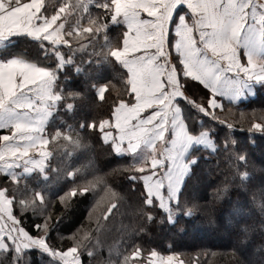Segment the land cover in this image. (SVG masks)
<instances>
[{
    "label": "snow or ice",
    "instance_id": "1",
    "mask_svg": "<svg viewBox=\"0 0 264 264\" xmlns=\"http://www.w3.org/2000/svg\"><path fill=\"white\" fill-rule=\"evenodd\" d=\"M45 6L46 0H0V41L27 35L47 42L46 51L55 60L52 68L20 57L0 60V174L5 177L0 182V264H27L33 249L58 264H83L86 253L92 264L96 253L92 245L99 244L90 223L92 211L89 223L68 235L67 246L57 248L48 239L55 224L51 222L55 201L46 204L42 191L25 182L33 173L48 179L50 144L68 157L88 150L85 128L91 134L98 130L99 141L112 154L135 156L139 152L138 162L118 165L113 172L126 174L139 190V211L147 221L153 219L155 208L166 214L171 210L170 223L177 212L192 215L195 205L181 201L177 207L188 170L184 154L193 143L212 150L217 145L211 128L190 130L179 116L177 98L193 103L184 88L189 80L207 90L206 105L195 101V108L229 129L223 151L233 168L232 181L236 187H245L243 181L250 173L240 168L246 169L249 163L247 149L236 148L237 141L230 135L234 125L210 110L223 108L221 97L235 103L253 94L257 85L264 87V0H60L49 15L44 13ZM117 22L124 25L118 47L107 44L106 35L108 24ZM101 37L107 44L105 58L119 62L128 74L127 99L114 101L110 115L98 123L81 120L50 132V118L61 108L72 113L82 97L77 90H65L57 72L72 63V53ZM107 92V84L96 87L97 99L103 101ZM248 131L264 133V115L260 122L253 116ZM250 142L254 145L251 138ZM63 172L71 179L79 169ZM107 175H95L73 186L57 198L59 203L66 208L77 195L100 189L104 196L93 209L106 201L96 220L101 215L107 220L122 199L108 184ZM227 188L225 184L219 192ZM251 194L256 204L257 193ZM259 201V227L264 231V194H259ZM16 207L21 213L31 211L40 222L26 225L22 215L14 212ZM95 230H100L99 223ZM253 230L251 224L238 227L245 239ZM178 257V253L164 254L132 244L123 252L116 251L115 258L110 255L107 264H183Z\"/></svg>",
    "mask_w": 264,
    "mask_h": 264
},
{
    "label": "trees",
    "instance_id": "2",
    "mask_svg": "<svg viewBox=\"0 0 264 264\" xmlns=\"http://www.w3.org/2000/svg\"><path fill=\"white\" fill-rule=\"evenodd\" d=\"M59 2L60 0H46L44 13L49 15L59 6ZM93 11L97 10L93 8ZM123 31L124 26L119 22L108 24L107 44L118 47ZM12 41L0 48L2 59L20 57L39 62L40 66L47 68L55 66L53 55L46 51L47 42L22 36ZM107 44L103 37L92 41L86 49L72 53V63L64 65L57 72L65 90H77L82 93V97L76 101L72 113L61 108L50 118V132L67 124H77L81 120L85 124L89 120L98 123L100 119L110 115L114 101L127 99V73L119 62L105 58L103 53ZM65 51L62 50V55H67ZM102 84L108 85L103 101L98 100L96 95V87ZM184 88L193 100L192 104L181 100L187 126L193 131L211 128L213 131L210 135L217 145L215 150L194 147L190 152L193 163L178 194L177 207L181 201H187L190 205H195L193 214L184 216L177 212L172 216L174 222L170 223L167 216L172 215L171 210L166 214L155 208L153 219L147 221L139 211L142 203L139 190L133 187V182L126 178V174L113 172L118 165L138 162L139 154H112L110 148L99 141L98 130L97 134H91L85 128L83 131L90 144L88 150H78L68 157L64 150L50 144L53 154L47 169L48 179L45 180L36 173L25 177L27 185L42 191L46 204L55 201L51 221L55 224L48 233V239L55 247H64L70 243L68 235L82 223H89L91 210L93 237L99 241V244L92 245L96 249L92 264H107L110 255L115 258L116 251L123 252L126 245L130 247L132 244H139L145 250L156 249L164 254L178 253L183 264H264V231L259 227L262 221L257 207L261 202L259 194H264V180L261 181L264 176V133L248 131L253 116L260 122L261 115H264V87L255 88V96L251 99L236 103L223 101L222 109L212 110L234 125L230 135L237 141L236 148L247 149L249 163L246 169L243 166L240 168L241 171L247 170L250 173L243 181L244 188L236 187V181H232L233 168L228 154L223 151L228 141L229 129L226 125L210 120L194 106L195 101L206 105L207 90L190 80L184 84ZM250 138L254 140V145ZM229 147H232L230 141ZM65 168L79 169V172L69 179L63 172ZM105 173L108 174V184L122 197L107 220L102 215L98 222L96 220L97 214L105 210L106 201H102L99 208L93 209V205L104 196L100 189L77 195L66 208L59 203L57 198L73 186ZM4 179L0 174V182ZM225 184H228V188L219 192ZM253 192L257 193L256 204L252 200ZM14 212L22 215L26 225L40 222V217H34L31 211L21 213L19 207H16ZM57 215L60 217L56 221ZM97 223L100 225L98 232L95 230ZM240 224L254 226L246 239L240 236ZM140 228L144 231L141 232ZM109 249L113 250L111 254ZM29 256L27 264H58L49 255L35 249ZM82 261L83 264H89L86 253L82 255Z\"/></svg>",
    "mask_w": 264,
    "mask_h": 264
},
{
    "label": "crops",
    "instance_id": "3",
    "mask_svg": "<svg viewBox=\"0 0 264 264\" xmlns=\"http://www.w3.org/2000/svg\"><path fill=\"white\" fill-rule=\"evenodd\" d=\"M123 25V24H122ZM124 26V25H123ZM27 37V38H29V39H31V40H36V39H33V38H31V37H28L27 35H23V34H21V35H15V36H13V37H10V38H8V39H6V40H4V41H0V48L1 47H3V46H6V45H9V44H11L13 41H12V39H14V38H17V37ZM170 39H171V37H170ZM5 59H7V58H4V59H2L1 57H0V60H5ZM124 68V67H123ZM127 73V72H126ZM127 76H128V74H127ZM182 79H184L182 76H181V80ZM191 81V80H190ZM193 82H195V83H197L199 86H201L202 87V85H200L198 82H196V81H193ZM257 87H260V85H257L255 88H257ZM203 88V87H202ZM255 96V89H254V91H253V94H251V95H246V96H242V97H240L236 102H243V101H246V100H248V99H251V98H253ZM181 100H185V99H183V98H177L174 102H175V104H176V106H177V108L179 109V116H180V118H181V120L186 124V121H185V118H184V114H183V111H182V108H181ZM219 100H220V102L222 103L223 101H228V102H230L229 100H227V99H224V98H219ZM186 101V100H185ZM187 102V101H186ZM235 102V103H236ZM212 110H214V109H212ZM211 110V111H212ZM187 125V124H186ZM2 133L1 134H3V130H0ZM194 147H199V148H207V146L206 145H203V144H196V143H193V144H191L190 146H189V148H188V150L185 152V154H184V157H183V160H184V162L188 165V170H187V172H186V174L184 175V177H183V180H182V186H183V183H184V181H185V179H186V177H187V175H188V173H189V170H190V166L192 165V163H193V159H191L190 158V152H191V150H192V148H194ZM138 154H139V152H138ZM138 154H136V155H138ZM121 155H123V156H133V155H125V154H121ZM182 188V187H181ZM180 191H181V189H180ZM180 193V192H179Z\"/></svg>",
    "mask_w": 264,
    "mask_h": 264
},
{
    "label": "rangeland",
    "instance_id": "4",
    "mask_svg": "<svg viewBox=\"0 0 264 264\" xmlns=\"http://www.w3.org/2000/svg\"><path fill=\"white\" fill-rule=\"evenodd\" d=\"M198 122L199 123H202V121L201 120H198ZM264 180V176H263V178L261 179V181H263ZM179 258V257H178ZM179 260H181L180 258H179ZM182 261V260H181Z\"/></svg>",
    "mask_w": 264,
    "mask_h": 264
}]
</instances>
